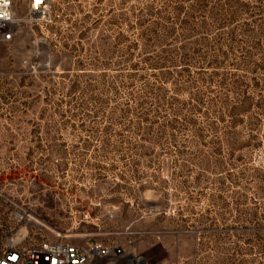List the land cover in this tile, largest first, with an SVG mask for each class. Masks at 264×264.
I'll return each mask as SVG.
<instances>
[{
	"label": "rangeland",
	"instance_id": "obj_1",
	"mask_svg": "<svg viewBox=\"0 0 264 264\" xmlns=\"http://www.w3.org/2000/svg\"><path fill=\"white\" fill-rule=\"evenodd\" d=\"M51 12L0 43V223L143 264H264V0Z\"/></svg>",
	"mask_w": 264,
	"mask_h": 264
},
{
	"label": "built area",
	"instance_id": "obj_2",
	"mask_svg": "<svg viewBox=\"0 0 264 264\" xmlns=\"http://www.w3.org/2000/svg\"><path fill=\"white\" fill-rule=\"evenodd\" d=\"M51 0H0V43L22 31L52 24ZM31 67V70H35ZM0 223V264H138L119 247L76 246L62 242L27 243L25 217L16 212Z\"/></svg>",
	"mask_w": 264,
	"mask_h": 264
},
{
	"label": "bare ground",
	"instance_id": "obj_3",
	"mask_svg": "<svg viewBox=\"0 0 264 264\" xmlns=\"http://www.w3.org/2000/svg\"><path fill=\"white\" fill-rule=\"evenodd\" d=\"M134 260L136 261V262H138V264H143V263H141V262H143V259L142 258H134Z\"/></svg>",
	"mask_w": 264,
	"mask_h": 264
}]
</instances>
